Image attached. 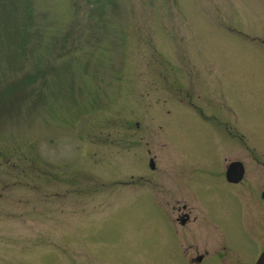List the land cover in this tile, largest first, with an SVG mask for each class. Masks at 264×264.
Returning a JSON list of instances; mask_svg holds the SVG:
<instances>
[{
    "label": "rangeland",
    "instance_id": "1",
    "mask_svg": "<svg viewBox=\"0 0 264 264\" xmlns=\"http://www.w3.org/2000/svg\"><path fill=\"white\" fill-rule=\"evenodd\" d=\"M230 132L263 139L264 0H0V264H147Z\"/></svg>",
    "mask_w": 264,
    "mask_h": 264
},
{
    "label": "flooded vegetation",
    "instance_id": "2",
    "mask_svg": "<svg viewBox=\"0 0 264 264\" xmlns=\"http://www.w3.org/2000/svg\"><path fill=\"white\" fill-rule=\"evenodd\" d=\"M257 136L224 135L219 182L211 187L218 198L164 199L171 214L147 264H264V135ZM204 203L216 207L207 210Z\"/></svg>",
    "mask_w": 264,
    "mask_h": 264
},
{
    "label": "bare ground",
    "instance_id": "3",
    "mask_svg": "<svg viewBox=\"0 0 264 264\" xmlns=\"http://www.w3.org/2000/svg\"><path fill=\"white\" fill-rule=\"evenodd\" d=\"M248 137V136H247ZM249 137H252V136H249ZM253 138H254V136L252 137V138H249L250 140H253ZM222 140H223V138H221V145H222ZM220 149H221V147H220ZM217 176L218 175H216V178H217Z\"/></svg>",
    "mask_w": 264,
    "mask_h": 264
},
{
    "label": "water",
    "instance_id": "4",
    "mask_svg": "<svg viewBox=\"0 0 264 264\" xmlns=\"http://www.w3.org/2000/svg\"><path fill=\"white\" fill-rule=\"evenodd\" d=\"M151 168H153V165H151Z\"/></svg>",
    "mask_w": 264,
    "mask_h": 264
}]
</instances>
